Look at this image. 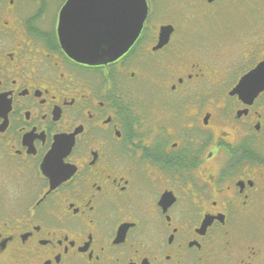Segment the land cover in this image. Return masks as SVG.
Instances as JSON below:
<instances>
[{
	"label": "flooded vegetation",
	"instance_id": "af4514ba",
	"mask_svg": "<svg viewBox=\"0 0 264 264\" xmlns=\"http://www.w3.org/2000/svg\"><path fill=\"white\" fill-rule=\"evenodd\" d=\"M67 2L0 0V264H264V0H145L99 64Z\"/></svg>",
	"mask_w": 264,
	"mask_h": 264
},
{
	"label": "water",
	"instance_id": "95a60500",
	"mask_svg": "<svg viewBox=\"0 0 264 264\" xmlns=\"http://www.w3.org/2000/svg\"><path fill=\"white\" fill-rule=\"evenodd\" d=\"M75 7H83L87 14H72ZM145 14V0H68L59 26L62 49L82 63L99 64L114 60L132 44ZM118 23H124L119 37L110 33L111 24L117 26ZM250 81L256 84L248 86ZM262 84L264 61L240 81V86L253 94Z\"/></svg>",
	"mask_w": 264,
	"mask_h": 264
}]
</instances>
